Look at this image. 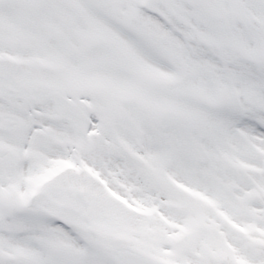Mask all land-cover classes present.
Returning <instances> with one entry per match:
<instances>
[{
  "label": "rangeland",
  "instance_id": "rangeland-1",
  "mask_svg": "<svg viewBox=\"0 0 264 264\" xmlns=\"http://www.w3.org/2000/svg\"><path fill=\"white\" fill-rule=\"evenodd\" d=\"M50 2L59 15L41 21L61 28L63 48L89 33L96 41L68 50L73 59L46 75L84 85L105 122L79 159L89 172L65 170L24 208L28 220L41 208L70 225L56 229L72 242L49 237L56 229L47 220L29 229L18 217L29 230L15 235L20 262L115 264L101 249L110 241L175 264H264V0H47L43 7ZM24 5L0 0V19L28 32L30 52L21 53L34 73L50 44L33 25L36 15L18 11ZM4 109L17 110L23 125L0 131V145L32 146V155L39 149L46 162L37 158L39 169L63 155L56 138H82L55 121L50 102L0 99ZM131 140L147 142L146 160L127 149ZM174 178L201 191L179 190ZM23 179H12L9 201L0 199L2 245L6 206H18L30 186ZM40 238L49 246L37 247Z\"/></svg>",
  "mask_w": 264,
  "mask_h": 264
},
{
  "label": "water",
  "instance_id": "water-1",
  "mask_svg": "<svg viewBox=\"0 0 264 264\" xmlns=\"http://www.w3.org/2000/svg\"><path fill=\"white\" fill-rule=\"evenodd\" d=\"M2 61L0 60V82L1 85L6 84L10 81L13 83L15 81L14 76H12L13 71L12 69L3 70L1 68ZM0 91L5 92L12 95H23L26 97H34L35 99H41L44 97H51L58 104V112L62 115L68 116L72 121L76 122L77 125L79 123L76 121V111L78 108L83 106L78 101L69 100L65 97L64 93H58L49 89V87L42 86V85H34L32 87L23 86L21 90L17 89L15 85L11 84V87H7L6 85L0 86ZM79 104V105H78ZM110 250L113 257L120 263V264H163L157 262L149 257L143 255L142 253L124 246H107Z\"/></svg>",
  "mask_w": 264,
  "mask_h": 264
},
{
  "label": "flooded vegetation",
  "instance_id": "flooded-vegetation-1",
  "mask_svg": "<svg viewBox=\"0 0 264 264\" xmlns=\"http://www.w3.org/2000/svg\"><path fill=\"white\" fill-rule=\"evenodd\" d=\"M7 156H8V154H7ZM7 156L5 158H1V159H4L8 163H10V162L15 163V155H14V153H10L9 156L8 157Z\"/></svg>",
  "mask_w": 264,
  "mask_h": 264
},
{
  "label": "bare ground",
  "instance_id": "bare-ground-1",
  "mask_svg": "<svg viewBox=\"0 0 264 264\" xmlns=\"http://www.w3.org/2000/svg\"><path fill=\"white\" fill-rule=\"evenodd\" d=\"M132 148V150H134V152L135 153H141V150L140 149H138V148H135L134 146L133 147H131Z\"/></svg>",
  "mask_w": 264,
  "mask_h": 264
}]
</instances>
